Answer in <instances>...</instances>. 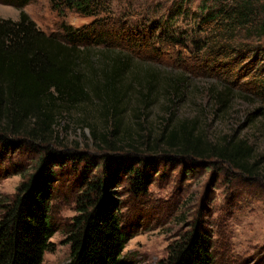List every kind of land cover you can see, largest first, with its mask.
<instances>
[{"label":"trees","instance_id":"trees-1","mask_svg":"<svg viewBox=\"0 0 264 264\" xmlns=\"http://www.w3.org/2000/svg\"><path fill=\"white\" fill-rule=\"evenodd\" d=\"M9 1L24 7L33 0ZM49 1L59 14L71 10L94 20L79 28L65 23L64 34L50 35L25 12L16 21L0 18V150L59 139L60 120L89 104L105 122H113L111 133L119 136L123 112L134 96L145 102L162 94L171 101L184 100L187 77L157 66L155 58L165 54H173L171 69L183 73L188 69L197 73L209 66L216 74L235 73L233 82L226 81L223 90H208L218 112L227 111L235 100L229 86H238L245 78L253 77L244 86L256 90L253 93L264 101V0H202L196 12L185 7L187 0H180L161 16H143L140 21L115 17L108 0ZM125 23L135 32L147 29L149 35L142 40L132 38L124 32ZM151 54L154 59H146L153 58ZM159 83H164L163 91ZM257 113L249 115L253 124L264 118V108ZM83 117L80 121L97 138V127ZM102 137L107 148L120 150ZM163 137L174 157L217 160L240 173H259L249 161L252 149L243 140L227 139L204 149L187 120ZM48 145L42 146V157L18 187L15 200L2 207L0 264H43L44 254L53 249L56 170L71 155ZM145 161L136 155H128L124 161L115 159V173L104 171L96 180L85 182L75 201L78 215L67 231L71 245L68 264H129L123 252L138 226L124 221L115 192L120 176L127 177L137 195L147 191L152 181L143 170ZM159 264H217L211 232L201 222L195 223L170 245L167 258Z\"/></svg>","mask_w":264,"mask_h":264},{"label":"rangeland","instance_id":"rangeland-1","mask_svg":"<svg viewBox=\"0 0 264 264\" xmlns=\"http://www.w3.org/2000/svg\"><path fill=\"white\" fill-rule=\"evenodd\" d=\"M6 1L9 0H0V18L16 21L20 13L25 12L50 35L64 34L62 27L65 23L79 28L94 20V17H84L71 10L59 14L49 0H33L24 7ZM108 1L112 3L115 17L140 21L143 16H161L174 9L180 0ZM201 2L187 0L185 7L196 12ZM125 28L124 32L135 39L142 40L149 35L147 29L142 33L135 32L127 23ZM152 42L157 45L156 41ZM172 55L156 57V63L174 75L182 73L187 77L185 84L189 88L184 100L171 101L162 94L154 101L145 102L134 96L123 112L124 121L117 131L119 136L111 133L113 122H105L89 104L60 120L56 129L59 139H51L50 143L30 141V145L10 149L5 146L0 150V216L3 205L15 200L18 187L34 172L42 157V146L49 144L58 152H70L71 157L56 170L58 176L52 202L56 233L50 240L53 249L44 254L43 264L70 262L71 245L67 243V231L72 219L78 215L75 201L83 191V185L89 178L96 180L104 171L115 173L114 160H127L128 155L147 160L143 170L152 181L145 193L137 195L127 177L120 176L121 184L115 192L121 202L124 221L129 226H138L123 252L129 264H159L167 258L170 245L179 241L197 222L211 232L217 264H264V118H258L254 124L249 120L250 114L259 115L257 110L264 108V101L253 93L256 90L244 86L253 77L245 78L238 86H229L235 100L227 111L218 112L211 103L208 90H223L226 81L233 82L235 73L231 76L216 74L211 66L197 73L189 69L184 73L172 70ZM146 59L153 60L154 57ZM163 84L158 85L160 91L164 89ZM83 115L88 123L97 127V138L88 124L80 121ZM184 120L189 121V126L193 124L194 136L201 139L204 149L223 144L227 139L233 142L243 140L252 149L249 161L256 164L257 170L254 171L259 173H240L217 160L194 161L174 157L163 134L168 135ZM102 135L120 150L107 148Z\"/></svg>","mask_w":264,"mask_h":264}]
</instances>
